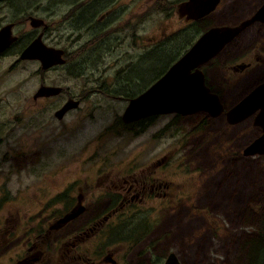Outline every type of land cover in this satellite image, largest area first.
<instances>
[{"label":"rangeland","instance_id":"1","mask_svg":"<svg viewBox=\"0 0 264 264\" xmlns=\"http://www.w3.org/2000/svg\"><path fill=\"white\" fill-rule=\"evenodd\" d=\"M14 1L21 4L24 0ZM25 1L37 4L36 15L49 23L50 28L55 27L56 8L52 0ZM239 3L240 0H235L232 17L228 0H221L204 23L239 18L242 16ZM25 13L24 10L13 13L6 7L0 10V20L11 18L16 22L12 31L22 34L18 42L32 30L23 19ZM163 23H167L168 29L174 25L157 11L140 13L139 34L146 36L144 41L148 42L163 28ZM197 30L196 24L189 26L187 44ZM260 32L259 24L247 28L200 65L206 85L218 95L224 107L263 78L260 65L242 72L227 68L238 59L247 60L248 43ZM43 40L53 42L51 33L48 32ZM154 43L149 63L138 60L130 65L135 78L129 83L140 90L153 81L150 79L157 71L176 58L174 52L167 53L163 41ZM19 49L20 45H13L0 54V197L4 196L0 204V264L10 262L15 247L24 238L17 235L14 244L5 246L9 239L3 240L4 231L13 225L10 230L20 232L26 228L27 221L33 225L28 216L38 208V200L55 199L57 193L75 185L71 183L74 177L83 176L71 177L75 167H85L87 177L91 175L94 157L99 159L103 153L122 155L137 150L169 149L185 156V166H177L189 175L184 192H174L180 173L171 171L170 191L176 200L160 209L148 201L139 205L138 214L145 216L148 233L142 242L134 245L127 256V264L144 259L134 251L155 236H160L157 247L173 251L181 264H264V258L258 259L256 253L257 248H264V148L261 153L242 152L260 133L252 119L229 123L223 113L215 116L205 111L207 115L200 111L179 116L167 113L156 117L145 131L135 136L123 130L105 129L121 113L124 101L98 93L87 95L82 101L88 105L91 115L87 116L81 106L70 108L56 118L53 112L65 99L64 92L74 93L84 86L88 83L84 72L94 70L95 64L103 66L104 62L94 63L87 59L92 63H81L86 69H75L76 75H71L69 72L73 68H66V65L49 67L41 69L40 76L39 61L19 59ZM105 59L108 61L110 57ZM112 66L106 62L103 70L109 71ZM146 75L147 84L143 83ZM40 81L60 85L62 93L48 100H33L32 92ZM98 108L103 110L98 111ZM165 122L169 134L158 137L155 130ZM87 154L90 158L85 160ZM60 205L53 202L47 211L56 212Z\"/></svg>","mask_w":264,"mask_h":264},{"label":"flooded vegetation","instance_id":"2","mask_svg":"<svg viewBox=\"0 0 264 264\" xmlns=\"http://www.w3.org/2000/svg\"><path fill=\"white\" fill-rule=\"evenodd\" d=\"M184 1L52 0V4L56 8L54 12L55 27L50 28L49 23L42 18L45 26L32 27L29 25L32 30L29 31V35L24 36L21 42H18V38L20 39L22 34L16 35L12 31V34L16 35V39L0 54L13 45L21 44V49L33 37L40 34L43 43L62 50L64 61L52 65L50 68L66 65V68L86 69L81 63L89 62L86 61L87 59L94 63L104 62L103 66L95 64L94 70L84 72L88 83H84V86L74 93L65 91L63 102L68 97L78 99L77 105L71 109L84 106V110L89 116L91 114L88 113V105L82 101L87 95L98 93L123 100V110L130 97L138 94L150 84L149 81L148 85L141 90L136 85H131L129 82L134 81L135 76L131 73L130 65L135 64L138 60L141 63H149L152 57L150 53L156 46L154 42L163 41L167 53L174 52L177 58L183 52L182 48L186 49L185 42H187L190 25L196 24L198 28L191 41L193 42L205 28L211 25L237 24L264 4V0H240L239 9L242 16L231 19L230 22L209 24L204 23V20L208 18V15L221 0H218L208 13L196 18L190 17L192 13L189 6H185ZM0 2V10L6 7L16 12L26 11V16L23 19L27 22L28 16H37V4H31L30 1L24 0L14 8H12L15 4L14 0H0ZM228 2L229 13L233 17L236 9L235 0H228ZM148 11H157L168 18L170 24L174 25L168 29L167 23H163V28L146 42L144 40H147V37L139 34V15ZM7 22L12 23V30V26L16 22L11 18L0 20V26ZM255 24L261 25V32L248 43L247 60L238 59L227 67L229 70L242 72L260 65L263 78L254 86L264 82V16L248 23L233 37L235 38L239 33ZM48 32L51 33L53 42L43 40ZM259 44L262 47H259ZM107 56L110 57L108 61L105 59ZM106 62L108 65L113 64L109 71L103 70ZM171 62L165 68L157 71L150 80H154L160 75ZM39 73L41 76L40 71ZM141 75L143 76L142 73ZM144 78L148 79L147 75ZM253 87L242 95L248 93ZM62 90L63 87L60 92L54 95L39 96L35 100H48L62 93ZM62 103L58 104L56 108ZM229 106L222 105L220 113L224 115V111ZM101 110L103 109L98 108V111ZM120 114L116 115L113 120L111 119L112 121L108 125L113 124L116 120L117 123L114 126L116 132L123 130L135 136L145 131L156 117L161 115L151 114L123 122ZM253 114L245 118L253 121ZM175 115L179 116L180 114L175 113ZM119 120L126 124L124 127L127 129L121 128ZM160 131L163 135H160ZM155 132L158 137L169 134L168 123H163ZM89 158V154L84 157L85 160ZM185 164L184 154L169 149L162 151L137 150L122 155L116 152L103 153L99 159L94 157L91 175L87 177L84 175L85 167H75L74 170H71V177L82 174L83 176L74 177L71 183L75 185L70 189L67 186V190L64 189L57 193L54 196L55 199L48 200V202L38 200V208L28 216L33 225L30 226L27 221L26 228L20 232L10 230L13 225L4 231L3 240L9 239L5 246L14 244L17 241L15 237L17 235L24 237L20 245L15 247L16 250L11 254L13 257H10L11 260L8 264H127V256L133 251L134 245L142 242L148 233L145 216L138 214L141 208L139 205L148 201L160 209L175 201L177 197L174 198L170 191L171 171L180 173V180L176 184L174 192L183 193L189 175L179 168L184 167ZM60 194H63L64 197L61 198ZM174 194L181 196L178 193ZM53 202L61 203L60 207H57L56 212L54 210L47 211ZM78 208L80 210L68 220L61 223L56 222L59 217ZM43 223L46 225L43 226ZM159 239L160 236H155L136 248L134 254L138 257L144 256V259H137L135 264L164 263L168 253L173 251L165 249V247L162 250L159 249L157 247ZM43 242H45V246H43ZM175 257L181 264L178 257L176 255Z\"/></svg>","mask_w":264,"mask_h":264},{"label":"water","instance_id":"3","mask_svg":"<svg viewBox=\"0 0 264 264\" xmlns=\"http://www.w3.org/2000/svg\"><path fill=\"white\" fill-rule=\"evenodd\" d=\"M218 0H185L189 6L190 17H200L210 11ZM264 16V4L252 15L241 19L237 24L211 25L202 30L193 42L168 67L154 79L144 90L130 97L123 108L120 118L129 122L151 114L175 112L181 115L196 111H205L215 116L222 111L218 95L205 84L204 74L200 65L213 57L221 47L233 38L244 26ZM28 24L32 27L42 25L39 16H28ZM11 22L0 26V52L16 39L12 34ZM19 59H37L39 69H47L62 63V50L46 45L40 34L33 37L18 52ZM60 85L39 83L32 92L34 100L38 96L54 95L61 90ZM78 99L68 97L53 112L56 118L77 105ZM253 114V124L260 127V134L242 150L244 154L261 153L264 148V82L258 83L248 93L242 95L224 111L227 122L239 121ZM81 208V207H80ZM80 208L69 211L57 219L64 222L74 216ZM163 264H179L174 253L169 252Z\"/></svg>","mask_w":264,"mask_h":264},{"label":"trees","instance_id":"4","mask_svg":"<svg viewBox=\"0 0 264 264\" xmlns=\"http://www.w3.org/2000/svg\"><path fill=\"white\" fill-rule=\"evenodd\" d=\"M14 5L12 6V8H14V7H16L17 6V2H15L14 1ZM13 13H18V12H16L15 10H11ZM192 40V39H191ZM191 40L189 41V43L191 42ZM187 42H188V38H187ZM187 42H185V46H187L188 44H187ZM18 45H21V44H18ZM184 48H182V50H183ZM174 57H176V55H174ZM156 59V58H155ZM40 71V70H39ZM69 72V71H68ZM71 75H76V72H75V69H73L72 71H70L69 72ZM159 76V75H158ZM157 76V77H158ZM156 77V78H157ZM155 78V79H156ZM147 82H148V79H143V83H145V84H147ZM119 122L121 123V128L122 129H127V128H125L124 126L126 125V124H123V122H121V120H119ZM117 123V121L115 120L114 121V123L112 124H110V125H108L105 129H107V130H109V129H112V130H114V126H115V124ZM140 129H142V128H140ZM249 172H251V170H249ZM245 174H246V176H247V170H245ZM247 180V182L248 181H250V178L249 179H246ZM4 199V196H2V197H0V204H1V202H2V200ZM235 199V198H234ZM264 237V236H263ZM263 249V250H262ZM262 249H259V248H257V250H256V253L258 254V257H260V258H258V259H262V258H264V248H262Z\"/></svg>","mask_w":264,"mask_h":264}]
</instances>
